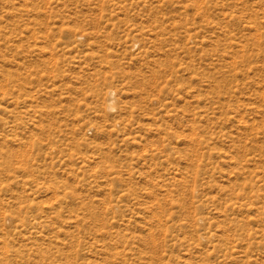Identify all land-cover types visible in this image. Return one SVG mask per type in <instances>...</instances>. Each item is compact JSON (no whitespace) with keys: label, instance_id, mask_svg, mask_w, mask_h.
<instances>
[{"label":"rangeland","instance_id":"1","mask_svg":"<svg viewBox=\"0 0 264 264\" xmlns=\"http://www.w3.org/2000/svg\"><path fill=\"white\" fill-rule=\"evenodd\" d=\"M0 264H264V0H0Z\"/></svg>","mask_w":264,"mask_h":264}]
</instances>
